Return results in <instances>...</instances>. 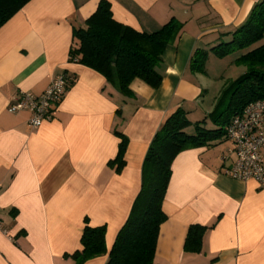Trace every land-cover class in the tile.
I'll return each instance as SVG.
<instances>
[{
	"label": "crops",
	"instance_id": "0c3cea01",
	"mask_svg": "<svg viewBox=\"0 0 264 264\" xmlns=\"http://www.w3.org/2000/svg\"><path fill=\"white\" fill-rule=\"evenodd\" d=\"M99 1L29 0L0 27V264H74L86 223L105 225L106 253L82 264L107 261L141 188L155 133L178 107L201 120L222 88L209 108L195 111L209 84L206 69L189 66L194 49L229 40L258 0H108L117 21L141 31L171 17L183 22L161 55L160 86L136 78L129 95L69 60L73 29ZM59 73L74 82L36 130L28 111H7L18 92L39 94ZM117 131L127 140L120 170L109 164ZM223 141L173 159L153 264H264V187L223 173L233 159L229 145L217 146ZM191 224L206 226L200 252L184 248Z\"/></svg>",
	"mask_w": 264,
	"mask_h": 264
},
{
	"label": "trees",
	"instance_id": "16d2710c",
	"mask_svg": "<svg viewBox=\"0 0 264 264\" xmlns=\"http://www.w3.org/2000/svg\"><path fill=\"white\" fill-rule=\"evenodd\" d=\"M29 0H0V27ZM183 22L171 17L159 29L146 32L117 21L108 0H100L83 27L74 28L69 60L84 64L102 74L122 94H131L130 83L139 79L158 88L162 82L161 55L182 32ZM229 40L209 49L196 47L190 57L192 70L205 73L209 51L217 57L237 53L236 64L246 71L224 82L213 109L192 122L178 107L162 123L149 144L142 165L141 188L130 214L117 233L104 264H153L158 230L166 219L162 209L175 156L186 149L212 146L226 138L225 126L251 101L264 98V0H258L247 20L231 32ZM74 82L67 85L66 89ZM227 102L219 110L224 98ZM219 110V112H218ZM191 128V129H189ZM116 156L109 161L120 170L124 164L127 140L122 133ZM206 226L189 225L184 248L200 252ZM105 225H84L80 249L72 256L74 264L106 253Z\"/></svg>",
	"mask_w": 264,
	"mask_h": 264
},
{
	"label": "built area",
	"instance_id": "2783aa9c",
	"mask_svg": "<svg viewBox=\"0 0 264 264\" xmlns=\"http://www.w3.org/2000/svg\"><path fill=\"white\" fill-rule=\"evenodd\" d=\"M72 80V76L59 73L51 78L48 86L39 94L20 91L8 104L7 111H28V125L36 130L51 118L52 107L62 100ZM225 133L229 141L227 153L233 159L223 173L233 179H253L259 187H264V98L249 102L241 113L231 117L225 126ZM0 231L6 233L1 222Z\"/></svg>",
	"mask_w": 264,
	"mask_h": 264
},
{
	"label": "rangeland",
	"instance_id": "374dc122",
	"mask_svg": "<svg viewBox=\"0 0 264 264\" xmlns=\"http://www.w3.org/2000/svg\"><path fill=\"white\" fill-rule=\"evenodd\" d=\"M211 54L212 56H210L209 54L208 59L205 64V69L208 72V77L206 81L208 82L209 85L206 90V94L203 99V102L200 105L196 104V106L198 107H196L197 109H195V111H198V112H200L202 109H207L210 107V105L212 104L215 98L214 97L215 94H217L220 86L221 85L223 86L225 81L229 79H236L246 71V68L244 65L236 64L234 62V57L237 56V53H231L224 57H217L212 52ZM226 102H227V97L224 98L222 104L219 107V110L224 108ZM227 141H223L217 146H222L224 144H227L228 146L229 141L228 143Z\"/></svg>",
	"mask_w": 264,
	"mask_h": 264
}]
</instances>
